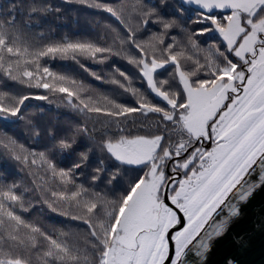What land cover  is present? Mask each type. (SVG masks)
I'll return each mask as SVG.
<instances>
[{
    "label": "snow or ice",
    "instance_id": "1",
    "mask_svg": "<svg viewBox=\"0 0 264 264\" xmlns=\"http://www.w3.org/2000/svg\"><path fill=\"white\" fill-rule=\"evenodd\" d=\"M65 2L111 22L97 21L93 39L30 40L21 17L60 8L0 2V81L28 89L0 84V121H23L38 143L41 131L24 111L29 101L57 97L83 117L71 134L47 130L52 143L41 150L0 132V160L28 178L0 171V264H208L215 241L264 191V0H178L171 17L152 0ZM188 5L194 18L185 24ZM203 36L215 43L202 46ZM114 56L134 69L115 68L119 78L110 81L132 103L96 94L47 64L70 59L103 82L84 61ZM129 125H138L136 134ZM85 139L95 148L76 153ZM94 151L100 158L90 167ZM58 154L75 159L65 165ZM37 209L63 217L62 226L45 224Z\"/></svg>",
    "mask_w": 264,
    "mask_h": 264
},
{
    "label": "trees",
    "instance_id": "2",
    "mask_svg": "<svg viewBox=\"0 0 264 264\" xmlns=\"http://www.w3.org/2000/svg\"><path fill=\"white\" fill-rule=\"evenodd\" d=\"M0 2H6V0H0ZM29 2H31V0H29ZM38 2H41V0H38ZM42 2L52 5L54 8H60V12L37 14L31 17H29L28 15L22 16L21 20L25 21L29 25L24 28V32L30 40L39 41V34L41 33H43L49 41H60L64 37H67L73 41L93 39L97 34L100 33V29L97 27V21H99L101 24L111 22V19L107 16L106 13H100L96 9L87 8L79 3H67L65 2V0H42ZM152 3L161 5V13L162 15H165V17H171L174 14L175 9L179 7L178 0H167V7L162 6V0H152ZM186 7L188 8V11L186 12L182 22L188 24L189 18L194 17L193 10L189 6ZM192 27L195 26L193 25ZM158 30L159 29L157 26L149 25V32H155ZM172 35H176L179 38L178 30L172 32ZM214 35L215 34H213V36ZM204 38H207L206 41L203 40ZM200 40L201 42L208 43L210 40L214 39L208 36H203L200 37ZM118 58L119 57L116 56L112 57L107 64H95L92 61H84V63L91 71H95L97 73H101L99 71V67L101 65V69L103 71H107L108 77L111 76V70L114 71L115 68H118ZM47 64L55 72L63 73L74 77L78 81H82L85 85L89 86L94 93H96L97 89L100 86L97 80L91 77L88 72H85L77 63L73 62L70 59H48ZM65 66L69 67V70L71 71L65 72V70H62V68ZM119 69L122 70L121 68ZM131 72H134V69H132ZM101 74L104 75L103 72ZM1 83H7L9 87L19 89L20 92L28 91V89H26L24 86L13 84V82L11 81H0V84ZM32 91L40 95L46 94V92L42 89H33ZM111 98L113 99V97ZM50 99L53 101L52 103L31 100L28 102V106L24 109V111H26L27 109L36 106L40 110V112H38L39 116L34 114L32 116L34 123L39 127L41 131V137L38 143L33 139L31 130L26 127L23 121H17L16 123L12 124L0 121V132H7L9 136L15 137L17 140H19L20 143L25 144L26 147L35 146L38 150H41L44 145H51L52 141L46 134L47 130L49 129L56 130L58 135L60 136L66 133L71 134L70 132H67V128H65V130L60 129L58 127V122L65 120L67 121L68 125L72 124L73 127H76L83 121V117L62 106L59 98L50 97ZM117 102L129 103L128 101H126V99ZM41 114L43 116H47L48 118L43 121V119L41 118ZM50 121L56 122L55 124H52L50 123ZM91 127L92 124L91 122H89V128ZM97 127H99V125H97ZM137 127L138 125L136 127L129 125V129L131 132H136ZM96 139L98 140L99 137H96ZM93 146L95 147L93 141H88L87 139H85L84 143L78 145L75 151L76 153H78L80 151H85L87 148H94ZM58 158L65 161V165H68L73 159H75V154H58ZM99 158L100 153L98 151H94L90 167H95V161ZM0 171L4 172L10 180L24 179L25 182H27L28 180V178L19 171V167L12 161L0 160ZM129 173L132 176V173ZM85 175H87V170L85 172ZM81 182H86L84 180V177H81ZM103 186V184H100L97 190H103ZM33 215L39 216V218L45 224H55L57 227L62 226L60 221L64 219L63 217L55 216V214H52L47 210L44 211L43 215H40V210L37 209V211L33 213ZM49 217L53 218L49 219Z\"/></svg>",
    "mask_w": 264,
    "mask_h": 264
},
{
    "label": "water",
    "instance_id": "3",
    "mask_svg": "<svg viewBox=\"0 0 264 264\" xmlns=\"http://www.w3.org/2000/svg\"><path fill=\"white\" fill-rule=\"evenodd\" d=\"M241 237L242 243H237ZM227 258H235L239 264H264V191L243 205L227 234L215 241L208 264H225Z\"/></svg>",
    "mask_w": 264,
    "mask_h": 264
},
{
    "label": "rangeland",
    "instance_id": "4",
    "mask_svg": "<svg viewBox=\"0 0 264 264\" xmlns=\"http://www.w3.org/2000/svg\"><path fill=\"white\" fill-rule=\"evenodd\" d=\"M206 39H207V38H204L203 40L206 41ZM211 43H215V40H210L208 43H207V42H202V46H207V44H211ZM117 60H118V64H119V66H117V67H118V68H121V69H122L121 71H124V72H126L127 74H129V75H132V74H133V72H131L133 68H132V66H131L130 64H128L126 61H124V59H121L120 57H119ZM62 70H65V72L71 71V70H69V67H67V66L63 67ZM99 71H100L101 73H102V72L104 73V75H103L104 80H103V82H101V81H97V82H99V85H100L99 88H98L97 91H96L97 94L107 95V96H109L110 98L113 97V99H115V100H117V101H120V100H124V99H126V101H128L129 103H132L133 98H132L131 96H129V95L123 93L122 90L119 89L117 85H115V84H113V83L110 82L113 78H119V77L116 75V73H115L114 71L111 70V71H110L111 76H108V77H107V74H108L107 71H103V70L101 69V65H100V67H99ZM161 78H163V77H161ZM1 84H4V83H1ZM7 85H8V84H7ZM137 86H139V85L137 84ZM4 90L20 92L19 89L12 88V87H7V88H5ZM25 92H26V91H25ZM112 94H113V95H112ZM38 112H40V110H39V108L36 107V106H35V107H31V108H29V109H27V110L25 111L26 114H32V116H33V114L39 116V115H38ZM41 118H42L43 121H44V120H46V118H48V117H47V116H43V115L41 114ZM55 122H56V121H50V123H52V124H55ZM58 127H59L60 129L65 130V128L69 129L70 127H73V125H72V124H71V125H68L67 121L62 120V121H59V122H58ZM132 133H133V134H136L137 131H136V132L132 131ZM140 134H143V133H140ZM93 147H94V146H93ZM94 148H95V147H94ZM130 172H131V171H130ZM131 173H132V175H135V174H136L135 172H131ZM128 175L131 176L130 173H128ZM126 178H127V177H126ZM126 178H125V179H126ZM123 183H124V181H120V184H119L118 186H119V187L122 186ZM103 187H104V186H103ZM103 187H102V189H103ZM119 187H118V189H119ZM100 190H101V189H100Z\"/></svg>",
    "mask_w": 264,
    "mask_h": 264
}]
</instances>
